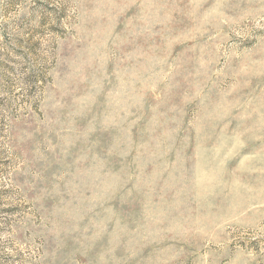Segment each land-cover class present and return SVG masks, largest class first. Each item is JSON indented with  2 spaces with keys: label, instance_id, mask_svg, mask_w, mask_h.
I'll return each instance as SVG.
<instances>
[{
  "label": "rangeland",
  "instance_id": "obj_1",
  "mask_svg": "<svg viewBox=\"0 0 264 264\" xmlns=\"http://www.w3.org/2000/svg\"><path fill=\"white\" fill-rule=\"evenodd\" d=\"M0 264H264V0H0Z\"/></svg>",
  "mask_w": 264,
  "mask_h": 264
},
{
  "label": "trees",
  "instance_id": "obj_2",
  "mask_svg": "<svg viewBox=\"0 0 264 264\" xmlns=\"http://www.w3.org/2000/svg\"><path fill=\"white\" fill-rule=\"evenodd\" d=\"M1 249V248H0Z\"/></svg>",
  "mask_w": 264,
  "mask_h": 264
}]
</instances>
